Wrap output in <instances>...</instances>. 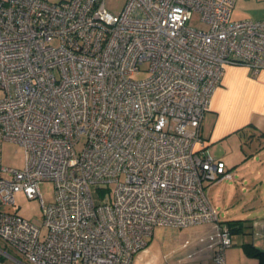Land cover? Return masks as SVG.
I'll list each match as a JSON object with an SVG mask.
<instances>
[{"label": "built area", "instance_id": "built-area-1", "mask_svg": "<svg viewBox=\"0 0 264 264\" xmlns=\"http://www.w3.org/2000/svg\"><path fill=\"white\" fill-rule=\"evenodd\" d=\"M233 2L0 0V148L24 153L20 168L0 157L5 245L28 264H131L156 227L215 222L226 264L232 234L205 184L233 175L201 125L226 65L264 69V19L231 20ZM17 193L38 199L40 226L8 210Z\"/></svg>", "mask_w": 264, "mask_h": 264}, {"label": "crops", "instance_id": "crops-1", "mask_svg": "<svg viewBox=\"0 0 264 264\" xmlns=\"http://www.w3.org/2000/svg\"><path fill=\"white\" fill-rule=\"evenodd\" d=\"M232 20L264 19V0H234ZM201 135L208 151L225 162L232 179L210 183L207 196L220 221L240 220L225 249L226 264H258L244 244L264 250V69L252 74L226 65L206 111ZM215 222L174 228L159 226L131 264H215ZM0 264H28L15 249L0 246Z\"/></svg>", "mask_w": 264, "mask_h": 264}, {"label": "rangeland", "instance_id": "rangeland-1", "mask_svg": "<svg viewBox=\"0 0 264 264\" xmlns=\"http://www.w3.org/2000/svg\"><path fill=\"white\" fill-rule=\"evenodd\" d=\"M48 2H58L60 0H47ZM125 0H105L106 6L109 10L114 13H118ZM232 20V19H231ZM189 26L196 29L206 30L208 25L200 19V14L198 12H193L189 20ZM142 69L147 68V64L141 65ZM148 73L145 71H140L134 75V78H142L147 76ZM83 145V140L77 145V149H80ZM210 153V152H209ZM211 154V153H210ZM212 155V154H211ZM1 163L7 167L20 168L23 164L24 153L23 148L9 140H3L0 148ZM215 157V156H214ZM209 184H205L207 188ZM115 187L114 183L110 185V190ZM39 190L42 195L43 201L49 203L54 199V186L52 181H43L39 184ZM93 198L96 203H99L100 197L92 187ZM96 193V194H95ZM9 211L16 212L19 215L25 217L26 219L32 221L37 225H41L42 221V210L38 199H29L23 193H17L15 195V205L8 208ZM46 232V229H42V235ZM4 242L0 240V246L3 247Z\"/></svg>", "mask_w": 264, "mask_h": 264}, {"label": "trees", "instance_id": "trees-1", "mask_svg": "<svg viewBox=\"0 0 264 264\" xmlns=\"http://www.w3.org/2000/svg\"><path fill=\"white\" fill-rule=\"evenodd\" d=\"M235 222H240V220H230V221H225V223L228 225L230 233H234L236 230H241L242 226L239 227H234L233 224ZM244 247L247 251V253L256 258L258 261V264H264V250H260L255 248L251 243H246L244 244Z\"/></svg>", "mask_w": 264, "mask_h": 264}]
</instances>
